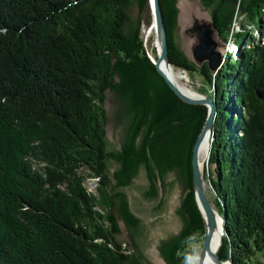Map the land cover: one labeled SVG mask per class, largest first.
<instances>
[{
	"label": "trees",
	"instance_id": "16d2710c",
	"mask_svg": "<svg viewBox=\"0 0 264 264\" xmlns=\"http://www.w3.org/2000/svg\"><path fill=\"white\" fill-rule=\"evenodd\" d=\"M130 1L0 0V264H141L116 237L106 190L104 92L118 74L125 75L122 85L135 82V93L129 91L133 110L145 112L149 153L142 150V156L163 181L173 168L167 160L178 154L188 189L181 210L192 208L194 214L183 231L203 230L190 167L207 107L176 96L142 44L126 35ZM204 1L217 4L211 14L219 33L229 34L234 9L250 23L231 33L241 49L237 58L215 72L206 65L200 69L218 111L207 190L226 228L218 256L234 264H264V0ZM136 2L140 10L147 8V0ZM160 5L171 65L196 71L174 41L171 0ZM223 104L237 115L232 139ZM131 126L119 169L126 174L114 172L119 185L138 170L134 120ZM88 177L98 178L97 194L86 188ZM121 213L133 219L125 204ZM182 233L170 253L169 245L161 247L168 264H183L177 255Z\"/></svg>",
	"mask_w": 264,
	"mask_h": 264
},
{
	"label": "rangeland",
	"instance_id": "374dc122",
	"mask_svg": "<svg viewBox=\"0 0 264 264\" xmlns=\"http://www.w3.org/2000/svg\"><path fill=\"white\" fill-rule=\"evenodd\" d=\"M150 3L151 0H147V8L145 9L142 7L143 9L140 10L136 0L130 1L128 5L129 20L128 24L126 25L125 32L126 35H133V37L136 38L137 43L142 44L141 47H143L146 57L149 58L150 63L155 67L156 70V67H159L161 63V61H158L160 56L157 58L156 43L159 45L160 54L161 48L156 35L152 5ZM171 5L173 7V22L176 24L173 30L174 41L181 50L182 54L188 59L192 67L194 66L196 71L189 72L184 69L174 68L171 63L168 65H171L175 70H179L178 72L180 73V78L183 84H185L187 88L192 89L195 94H200L202 97L199 99H202L206 96L214 97L213 102L215 104V118L212 126V134L209 138L210 150L208 148L210 155L211 147L215 139L213 127L218 111L215 93L214 91L212 93V89L208 86V83L206 82L205 77L201 74L200 69L202 70L204 65H206L210 71L215 72L222 68L223 64L225 65L228 59H235V57L237 58L241 49H239L232 41L231 33L235 34L237 32H243V29L245 27L248 28L247 25L250 23L248 19L244 17V15L240 14V11L234 9V13L231 14L229 20L230 26L229 28L227 27L229 34L227 33L228 31H226L224 34L223 30H221L219 33L217 30H215L214 26V29L212 30V38L216 41V48L214 51L218 52L220 55L221 62L216 69H211L209 67V57H204L201 60H197L194 56V47L198 43V32L194 29V27L195 25L199 26L208 25L211 22L213 23V15L211 13L212 10L217 7V4L214 2L208 3L204 0H171ZM222 9L226 10L224 7ZM155 57L156 60H154ZM124 78L125 75L123 74L122 77L119 74L118 76H114L115 84L112 88L105 90L103 104L106 112V122L104 126L107 142L106 151L109 153L106 161V173L110 178V185L106 190H108L110 204L109 213L114 218V224L119 231V234H117L116 237L120 242H122L127 254L137 258L141 264H168L161 254V247L164 243L167 244V246L169 245L167 252L170 253L175 242L178 241V237L181 239L180 233L183 232L182 235L184 237V245L181 249L179 247L180 251L177 253V255L180 256V262H183V264H191L192 260L197 257L199 264H201L199 261V254L204 243V220L199 208L196 206L203 220L202 232H199V230L193 235L191 230H188V232H190L189 235L187 232H185L187 230L183 231L184 227H187L188 223H192L194 220L192 218L194 214H191L192 216L190 217V211L191 213L193 212L192 208V210L190 209L187 211V214L181 210V202L184 200V195L186 196L188 194L186 192L188 189L185 188V183L182 181L181 173L178 171L176 165L178 163L177 160L179 159L178 154L174 156L176 159L175 161L172 159L167 160L172 164L173 168H170L169 173L164 176L165 180L161 181V177H159V170H153L152 167L155 166L152 164L151 167V162H148V159L142 156V150L145 151L146 155L149 153V127L144 124L145 112L138 110L137 108L133 110V100L132 98L130 99L132 95H130L129 91H131L132 94L135 93L133 86L135 82L132 81L130 85L126 86L125 84L122 85ZM131 79L135 80L134 77H131ZM148 80H151V78H148ZM228 97L234 98V95L229 94ZM220 106L224 107L225 105L223 104ZM224 108L230 112V120L228 123L230 124V129L232 130L229 129L228 136L230 139H232L235 138V134L233 133L239 129L238 125H232L235 119L234 117L237 115H235V111H231L230 107L225 106ZM237 111L238 114H241L240 110ZM139 116H141L140 119ZM133 120L135 128L133 130L134 133L132 134V138L133 140L135 139V141H133L135 146L133 145V147L138 149L139 154L137 164L138 170L135 176L132 177L131 175L129 182L124 185H119L118 181L115 179L114 172L126 174L124 171L121 173V170L119 169L122 167V165H125L123 162V153L128 152L127 148L129 146L126 143V139L128 136H130V132L128 133V131L132 127L131 125ZM130 138L127 140L130 141ZM205 158L206 156H201L203 161ZM214 167L215 166L210 163V158L208 157L205 165L203 180L206 191L212 190L209 178L214 175ZM190 168L192 173V163ZM148 176H150L151 180L148 178ZM97 179L98 178L88 177L84 181L88 191L94 194H97ZM192 181L190 187L194 196V203L196 204ZM123 204L127 206L130 214L133 217V219L130 221L126 220L121 213ZM185 205L188 206L186 202ZM219 226H221L220 223ZM214 235L217 239L215 232ZM219 242L220 240L217 239L216 251L218 250ZM219 260L222 263H227L230 261L229 259L222 260L220 258Z\"/></svg>",
	"mask_w": 264,
	"mask_h": 264
},
{
	"label": "water",
	"instance_id": "95a60500",
	"mask_svg": "<svg viewBox=\"0 0 264 264\" xmlns=\"http://www.w3.org/2000/svg\"><path fill=\"white\" fill-rule=\"evenodd\" d=\"M151 5H152V12H153V18H154V23L156 27V35L158 42L160 44L161 48V54L158 59V61H165L167 64H170L168 55H167V34H166V28L164 25V18L160 6V0H151ZM195 30L198 32V43L194 47V56H196L197 59L201 60L204 57H209V67L211 69H216L220 62V55L218 52L214 51L216 48V41L213 40L212 38V30L214 29L213 23H209L208 25H195ZM158 63V62H157ZM157 66V65H156ZM157 72L163 77L165 80L167 86L184 102L189 103V104H204L208 108L207 112V117L204 123V126L201 129L200 134L198 135L192 149V158H191V163H192V180H193V190H194V195H195V200L197 203V207L199 208V211L201 212V215L204 220V225H205V230H204V243L202 246V250L199 254V260L202 264L203 260L205 259L213 231L216 229V216H215V209L212 205V203L209 200V197L206 193L205 190V184L202 179L200 169H199V163H198V148L204 138V136L208 134H212V126H213V121L215 118V104L213 102L214 97L211 96H206L202 99L192 97L190 95L183 94L179 92L175 88V86L167 79V77L163 74V72L160 70V68L157 66L156 67ZM221 220L223 222V233L220 238V244L218 247V250L213 254V259L217 264H224L222 263L219 258H218V251L219 248L223 242V236L226 233V228L224 225V218L222 216ZM229 264H233L232 260L229 261Z\"/></svg>",
	"mask_w": 264,
	"mask_h": 264
},
{
	"label": "bare ground",
	"instance_id": "6f19581e",
	"mask_svg": "<svg viewBox=\"0 0 264 264\" xmlns=\"http://www.w3.org/2000/svg\"><path fill=\"white\" fill-rule=\"evenodd\" d=\"M156 49H157V58H158L160 56V52H159V45L157 43H156ZM154 60H156V57L154 58ZM197 60H199V59H197ZM159 68L163 72V74L167 77V79L169 81H171V83L175 86V88L177 90H179V92L186 94V95H190L192 97H196V98L202 97L200 94H199L200 96L198 94H195V92L192 89L187 88L186 85L183 84V82L180 78V73L178 72L179 70H175L171 65H168L165 61H161ZM209 138H210V134L207 133L205 135L204 139L202 140V142L198 148V151H197L199 169H200V173H201L203 180H204L205 165H206L207 159L209 157V150H210V144H209L210 139ZM208 148H209V150H208ZM192 149H193V147H192ZM191 156H192V154H191ZM201 156L202 157L206 156L204 161L201 159ZM206 193H207V191H206ZM207 195H208V193H207ZM208 197H209V195H208ZM209 200H210V198H209ZM196 205H197V203H196ZM215 213H216L215 216H216V222H217L216 223V229L213 231V237L211 239L209 251H208L205 259L203 260L202 264H217L215 262V260L213 259V254L215 253L216 248H217V239L220 240L222 233H223V222H222L221 217L218 214V212L215 211ZM219 223L221 224V226H219ZM214 232L216 233L217 239L214 235ZM191 264H199L197 257H195L192 260ZM224 264H229V262L224 263Z\"/></svg>",
	"mask_w": 264,
	"mask_h": 264
}]
</instances>
